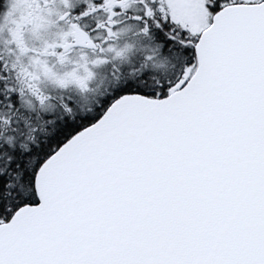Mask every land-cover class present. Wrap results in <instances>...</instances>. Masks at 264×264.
<instances>
[{"label": "snow or ice", "instance_id": "1", "mask_svg": "<svg viewBox=\"0 0 264 264\" xmlns=\"http://www.w3.org/2000/svg\"><path fill=\"white\" fill-rule=\"evenodd\" d=\"M0 264H264V0H0Z\"/></svg>", "mask_w": 264, "mask_h": 264}]
</instances>
